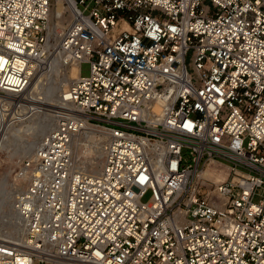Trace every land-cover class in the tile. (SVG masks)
<instances>
[{"label": "built area", "instance_id": "2783aa9c", "mask_svg": "<svg viewBox=\"0 0 264 264\" xmlns=\"http://www.w3.org/2000/svg\"><path fill=\"white\" fill-rule=\"evenodd\" d=\"M52 2L0 0V141L33 111ZM64 4L60 50L89 75L23 161L0 264H264V0ZM85 123L97 175L72 163Z\"/></svg>", "mask_w": 264, "mask_h": 264}, {"label": "bare ground", "instance_id": "6f19581e", "mask_svg": "<svg viewBox=\"0 0 264 264\" xmlns=\"http://www.w3.org/2000/svg\"><path fill=\"white\" fill-rule=\"evenodd\" d=\"M64 1L65 0H54L55 12L53 15L56 20L55 21L56 30L60 29V32L65 31L66 25L71 20V15L68 14L69 9L67 6H65ZM65 13H67L68 17L65 16ZM51 21L52 20H51V13H50L49 26L51 25ZM63 35H60V36H56L54 34L50 35V36H53L52 41H57L58 43L57 45H52V43L49 40V32H48V39L44 46L45 58L43 60V63H46L47 61L51 60V63H50L51 66L52 64L56 62L57 59H61L63 62L65 61V64L68 66L67 67L68 71H67V74L64 75V78L61 80V83H62L60 85L61 88L57 92V95H55L51 99H46L45 97L40 98L42 96L39 97L40 87L37 81L40 73L34 76V79L31 82L30 90L26 94L27 98H31L34 100L31 105V108H33V111L32 112L28 111L22 119L18 120V122L10 126L3 133V136L0 141V166L5 164L7 161H9L10 158H12V156L14 154H17L19 151L22 153L21 154L22 157L28 155L26 156V158L23 159V161L24 160L30 161L32 159V157L34 156V150H35L36 145L39 143L41 138L55 126L56 122L54 118H52V112L55 109L64 107L63 105L65 104L62 103L61 101L62 96L72 86L74 80L78 79L80 76L79 75V70H80L79 64L73 61H68L67 56L60 50L61 38ZM51 66L50 68H52L54 65L52 67ZM42 88H44V86ZM80 136H81V139H80ZM99 137H101V139H105L103 130L96 129L95 127L89 124H86V123L84 124V129L73 137L72 144H71V158H72L74 170H79V171H84V172L87 171L91 173L92 175L99 174L101 167H102V163H103L105 145H102L101 147H97L95 150L92 149L94 151H97L96 152L97 156L96 158L92 159L91 162L86 164L84 169H80L79 165H81V162L78 159H77L78 161H76V158L80 156L81 154L80 152L82 151V149L87 148L90 150L89 146L92 145L91 143L94 142L93 144L96 145L95 143L98 142L97 138ZM14 148L15 150H13ZM26 151H29V152L26 153ZM23 161L21 162L20 168L23 171L22 180L24 182V188L19 192L18 195L24 192L27 188V176H26L27 172L23 166ZM210 173L211 171H205L203 172L202 176L208 178L210 176ZM211 175H214L213 177L215 181L217 182L222 181L224 179V169L221 168L220 170H218V173H215L213 171ZM14 180L20 181L19 175H17ZM15 186H18V185H15ZM13 205H14V200L11 201V204H9V207H11L12 211H13ZM13 213L14 214H11V213L6 214L7 220L5 224H9L11 227H13L12 228L13 232L17 230L16 236L18 237V239L16 240L13 239L12 234L9 237L7 236L6 238L21 243L22 241L21 238L23 236L22 224L14 211Z\"/></svg>", "mask_w": 264, "mask_h": 264}, {"label": "rangeland", "instance_id": "374dc122", "mask_svg": "<svg viewBox=\"0 0 264 264\" xmlns=\"http://www.w3.org/2000/svg\"><path fill=\"white\" fill-rule=\"evenodd\" d=\"M54 12H55V3L54 0L52 2V8H51V25H50V30H49V40L52 43V45H57V41H52L53 36H50L52 34L56 36H60L64 34L63 32H60V29L56 30V20L54 18ZM68 17V15H65ZM66 25V24H65ZM60 34V35H59ZM51 60L47 61L44 66L45 70L41 68V73L38 76V85H39V97L43 98L45 97L46 99H51L55 95H57V92L61 88V80L64 78V75L67 74V65L63 63L61 59H57L52 66L50 65ZM49 64V66H48ZM50 66L52 68H50ZM49 67V69H48ZM63 73V74H62ZM80 74L82 77H87L89 75V64L87 63H82L80 65ZM42 82V83H41ZM44 86V88H42ZM37 138V137H36ZM35 138V139H36ZM81 139V136H80ZM37 140V139H36ZM98 142L91 143L92 145L89 146V149H82L80 152V156L76 158V161H80L81 165H79L80 169H84L86 164L92 161V159L96 158L97 151H94L97 147H101L102 145H105V139H101V137L97 138ZM22 142V141H21ZM104 143V144H103ZM100 145V146H99ZM92 146V147H91ZM96 146V147H95ZM95 147V148H94ZM94 149V150H92ZM15 150V148L13 149ZM88 151V152H86ZM90 151V152H89ZM20 152V151H19ZM17 153V154H12V158H10L9 161H7L5 164L0 166V241L1 242H8V243H16L17 241H13L11 239L6 238L7 236L9 237L11 234L13 235V239H18L16 236L17 230L13 232V227H11L9 224H5L7 218L6 214H14L11 207H9V204H11V201L15 200V197L19 194V192L24 188V182H23V177H22V169L20 168L21 162L23 161L26 156L22 157V153ZM29 151H26L28 153ZM24 153V152H23ZM4 157V156H3ZM2 157V158H3ZM78 159V160H77ZM87 172V171H86ZM89 173V172H87ZM19 175L20 181H15V177ZM213 178V177H212ZM18 185V186H15ZM12 198H11V197ZM149 198V194H147L143 201H146ZM11 209V210H10ZM2 235V236H1ZM21 240V239H20Z\"/></svg>", "mask_w": 264, "mask_h": 264}]
</instances>
